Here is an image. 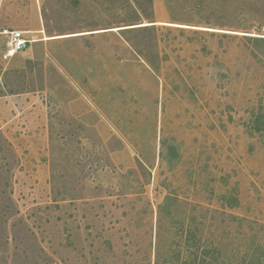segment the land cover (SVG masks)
I'll return each mask as SVG.
<instances>
[{
    "label": "rangeland",
    "instance_id": "1",
    "mask_svg": "<svg viewBox=\"0 0 264 264\" xmlns=\"http://www.w3.org/2000/svg\"><path fill=\"white\" fill-rule=\"evenodd\" d=\"M0 264H264V0H0Z\"/></svg>",
    "mask_w": 264,
    "mask_h": 264
},
{
    "label": "built area",
    "instance_id": "2",
    "mask_svg": "<svg viewBox=\"0 0 264 264\" xmlns=\"http://www.w3.org/2000/svg\"><path fill=\"white\" fill-rule=\"evenodd\" d=\"M7 35L9 36V41L3 55L5 59L14 57L35 42L33 39L26 38L25 33L21 31H11Z\"/></svg>",
    "mask_w": 264,
    "mask_h": 264
},
{
    "label": "bare ground",
    "instance_id": "3",
    "mask_svg": "<svg viewBox=\"0 0 264 264\" xmlns=\"http://www.w3.org/2000/svg\"><path fill=\"white\" fill-rule=\"evenodd\" d=\"M145 25H147V24H144V26H145ZM140 26H142V25H140ZM176 26H177V25H176ZM137 27H138V26H137ZM179 27H182V26H179ZM49 39H50V40H53V39H56V38H48V40H49ZM46 40H47V38H46Z\"/></svg>",
    "mask_w": 264,
    "mask_h": 264
},
{
    "label": "trees",
    "instance_id": "4",
    "mask_svg": "<svg viewBox=\"0 0 264 264\" xmlns=\"http://www.w3.org/2000/svg\"><path fill=\"white\" fill-rule=\"evenodd\" d=\"M188 244H189V242H188Z\"/></svg>",
    "mask_w": 264,
    "mask_h": 264
}]
</instances>
